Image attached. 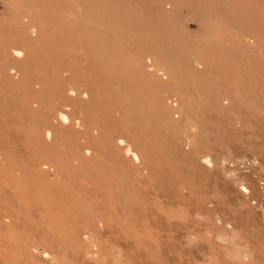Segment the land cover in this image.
Wrapping results in <instances>:
<instances>
[{"label": "rangeland", "instance_id": "obj_1", "mask_svg": "<svg viewBox=\"0 0 264 264\" xmlns=\"http://www.w3.org/2000/svg\"><path fill=\"white\" fill-rule=\"evenodd\" d=\"M8 12L0 264H227L237 250L264 264V0H16ZM143 52L161 76L138 67ZM69 88L89 96L67 98ZM34 97L38 110L25 106ZM59 105L84 128H55L54 142L35 144L31 129ZM122 135L150 163L148 177L119 160ZM89 145L98 156L78 166ZM38 158L57 173L42 177ZM157 219L170 231L158 233ZM97 220L111 232L85 234Z\"/></svg>", "mask_w": 264, "mask_h": 264}, {"label": "bare ground", "instance_id": "obj_2", "mask_svg": "<svg viewBox=\"0 0 264 264\" xmlns=\"http://www.w3.org/2000/svg\"><path fill=\"white\" fill-rule=\"evenodd\" d=\"M15 2H16V0H0V4L4 8V11L1 12L0 15L7 13L11 9V6ZM37 34H38V32H37L36 28L33 25L30 26L29 35L32 36V37H36ZM140 55L142 56V58H145V61L142 62L140 60V63H139L138 67L143 68L149 74L154 72V73H158L157 75L161 76L162 72L164 73L165 70L162 67L157 66L152 57H149V56L146 57L145 56L146 52H143ZM11 56L13 58L17 59V60H21L25 56V51L20 46H14L11 49ZM130 65L131 66H137V63L135 62V60L134 61L132 60ZM0 72H1L0 74L2 75V78L7 80L8 77L6 75H4L5 74V70L1 69ZM9 74L12 77H13V75L14 76H18L19 75V71L18 70H15V71L12 70V71L9 72ZM65 94H66L65 96L67 98L80 97L81 99H87L88 96H89L88 91H83L82 92V91L78 90L77 88H69L65 92ZM27 95L36 96L35 95V88L34 89H30L29 93ZM171 105H173V107L176 106L175 103H173ZM25 106L28 109H30V110H32L33 108L35 110H38L41 107L39 102L36 101V97H34L30 101L26 102ZM50 107H51L50 104H48L47 110ZM68 110H69L68 105H59V106H55L48 113L46 112V115L43 118V122L40 123L39 126L33 127L31 129V131H30L31 138L33 139L34 143L39 145V146H41L42 144H44L46 142H49V143L54 142V140H55V130L54 129L55 128H64V127H66V128H74V127L75 128H79V126H83V128H84L85 125L82 122V119L81 120L80 119L69 120L68 115H67V111ZM192 129H193L194 132L186 140V142L184 144V150H185L186 154H188V155L195 153V147H194L195 146V137L197 136V132L199 130V126H198V124L196 122H194V124L192 126ZM41 132H42V134H41ZM92 133L94 134V135H92V136H94L93 140H96V139L100 138V136H101L100 133H99V130L97 128H94L92 130ZM86 140H87L86 144H89L91 142L90 138H87ZM115 143H116V146L118 147V149H119V151L121 153V158L120 159H119V157H116V158L119 159V160L122 159L126 163L131 164L132 167L135 170H137L139 172H143V174H145V177H148L149 173H150V168H149L150 167V163L148 161H145L143 159V157L139 154L138 150H136V148L134 147V142L129 137H127L126 135H122V136L117 137ZM81 152H82V154L80 152H78L75 155V158H74V160H75V162L77 163L78 166H81L83 164V158L84 157L89 158V159H95V157L98 156V151L92 145H89L88 147H85V148L81 147ZM232 159H234V157ZM235 160L236 159H234L233 161H235ZM7 161H8V158L6 156V153L3 152L2 148H0V171L5 166L4 162L6 163ZM222 161H224V159ZM229 161H230V159H229ZM253 161L254 160H252V162ZM238 162H239V160H238ZM240 162H242V158H241ZM201 163L203 165H205V166H208V167L211 166L210 155L209 154L203 155L201 157ZM224 163H225V161H224ZM224 163H222V164H224ZM232 163H234V162H232ZM36 165H37L38 168H40V171L42 172V177L47 176L51 172L54 173V174L57 173V170L54 169V167L52 166V163L50 161H46V160H43L41 158L40 159L38 158V160L36 162ZM225 173H227V171ZM239 185H240V182H239ZM239 191L241 192V194L243 196L244 195L248 196V194H252V195L255 196L253 191L251 189H249L248 187H245V185L241 186L239 188ZM252 195H250V196L252 197ZM253 197H252L251 200H253ZM40 198H41V200H44V197L42 195H41ZM159 214L161 215V214H164V213H163L162 210H160ZM160 215H157V217L159 218ZM160 219H162L161 216H160ZM157 221H158V223L157 222L156 223L159 224L160 221L158 219H157ZM166 224H167V222H166ZM166 224L164 222L165 227L161 226V224L158 225V226H161L157 230L158 233L164 232V231H168L167 227L169 228V231H170V225L168 226V224L167 225ZM130 228H132V227H130ZM132 229H134V228H132ZM171 230H172V228H171ZM115 231H116V229L114 230V232ZM105 232L106 233L111 232L110 227H107V225L102 220H97V224L92 226L91 228L89 227L88 229H86L85 234L94 235V234H100V233H105ZM191 234H193L192 231L190 232L189 228H187L186 235L191 236ZM251 252H250V250H244V251L237 250L235 252L232 251V253L229 254L228 257H227L229 259V260H227V264H230V262L233 263V260L236 259V258L238 260H240V262L239 261H235L238 264H253L252 263V256H251V255H253V253L251 254ZM230 260H232V261H230ZM223 261H225V259ZM233 264H235V263H233Z\"/></svg>", "mask_w": 264, "mask_h": 264}]
</instances>
